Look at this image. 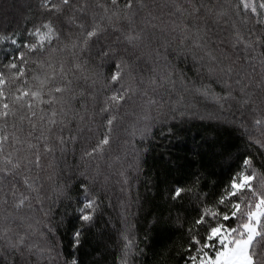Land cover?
I'll use <instances>...</instances> for the list:
<instances>
[{"label":"trees","instance_id":"obj_1","mask_svg":"<svg viewBox=\"0 0 264 264\" xmlns=\"http://www.w3.org/2000/svg\"><path fill=\"white\" fill-rule=\"evenodd\" d=\"M72 2L77 6L86 3L85 15L93 11L100 13L99 4H110V0ZM233 2L142 0L145 7H136L133 19L134 26L142 30L144 40L139 48L129 50L126 59L135 85L164 102L162 115L158 116L153 109L152 115L158 118L153 122L151 134L142 140L141 125L136 123L133 129L136 117L130 113L139 111L143 98L139 94L132 96L120 110L122 119L114 122L110 144L105 146L102 155L96 154L92 158L84 156L83 152L106 131L104 120L108 113L99 110L104 106L105 96L111 94V89L104 84L115 67L111 60H99L95 49L82 53L80 58L89 61L88 66L99 78L93 84L91 80L85 81L78 71L70 77L75 91L82 93L73 102L74 108L83 113L86 107L88 111L83 123L74 120L62 133L77 139L74 143L69 142L62 154L55 153L53 179L45 182V191L51 199H45L44 210L50 208V215L43 216L35 202L33 209L16 210L11 207V200L8 206L0 205V228L4 227L7 214L14 218L9 222L13 233L26 235L29 243L39 248L51 246L55 250L51 258L47 252L39 254L37 249L25 250L22 255L14 256L15 264H64L65 260L73 258L78 264H119L123 248L121 233L125 231L126 223L134 241L129 264H184L190 242L187 229L193 225L203 197L193 194L183 201H173L172 190L177 185L192 186L193 179L199 177V191L207 193V202L213 203L233 174L243 168L244 158L251 156L256 168H264V148L254 143L264 133V128L254 123L256 119L264 120L258 62L252 61L256 69L251 85L255 105L241 107L231 99L219 104L195 91V88L207 85L213 92L224 94L223 74L208 71L209 66L218 67L217 61L226 65L241 57L234 63V68L243 67L252 72L243 59L246 54L231 46V22L217 20L205 7H201L198 14L192 11V4L212 8ZM43 5L44 0H0V37L11 38L0 39V71L7 73L4 65L19 51L25 52L30 69L36 67L31 63L36 57L31 56L23 45L34 42L35 37L29 35L30 32L46 20L54 19ZM121 24L127 26V21H121ZM184 26L190 37L197 28L206 33L203 49L195 47L192 39L184 38L181 31ZM249 28L256 35L262 32V26L252 20L244 30ZM60 31V39L53 41V48L63 47L69 39L66 27L61 26ZM13 39L18 44H13ZM208 52L217 60H211ZM169 72L175 87L165 84L152 92L149 81L160 82L161 76ZM235 78L233 75V80ZM182 111L186 112L183 116L180 115ZM172 116L175 119H171ZM12 122L9 117V126ZM17 125L20 126L19 120ZM169 128H172L171 133ZM23 129L28 131L26 121ZM145 148L147 151H142ZM15 183L23 190L20 177ZM56 185H63L65 189L59 199L53 194ZM81 185H88L90 194L99 197V206L94 224L83 227L80 245L76 247L73 232L81 227L77 213L78 203L84 199ZM49 226L54 229L51 233ZM205 230L204 226L200 227L201 237ZM4 247L0 238V249ZM11 259L13 257L0 255V264H9Z\"/></svg>","mask_w":264,"mask_h":264},{"label":"snow or ice","instance_id":"obj_2","mask_svg":"<svg viewBox=\"0 0 264 264\" xmlns=\"http://www.w3.org/2000/svg\"><path fill=\"white\" fill-rule=\"evenodd\" d=\"M43 6L54 19L46 20L30 32L29 35L35 37L34 42L23 45L31 56L36 57L31 60L36 67L30 69L25 52L19 51L4 65L7 73L0 71V191L3 192L0 205L8 206L11 200V207L16 210L33 209L35 202L43 216L47 217L51 209L44 210V201L51 197L45 191V182L53 179L55 153L59 151L62 154L67 144L77 139L71 134L65 137L62 133L65 128H70L74 120L83 123L88 111L86 107L83 113L74 108L73 102L82 93L75 91L70 77L78 71L85 81L91 80L93 84L99 78L88 66L89 61L80 58L83 52L95 49L99 60H111L115 67L104 84L111 89V94L105 96L104 106L99 110L100 113H108L104 120L106 131L93 146L84 150V156L92 158L96 154H103L105 146L110 144L114 122L122 119L120 110L132 96L139 94L143 98L142 104L138 106L139 111L130 113L136 117L133 129L136 123L141 125L139 134L142 140L151 134L153 122L158 118L152 115L153 109L158 116L162 115L164 102L135 85L131 66L126 59L129 50L139 48L144 40L142 30L134 26L133 19L136 7H145L142 0H123V3L121 0H110V4L98 5L102 10L100 13L93 11L90 15L84 14L88 8L86 3L77 6L72 0H44ZM201 7L207 8L217 20L231 22V46L246 54L243 59L252 72L243 67L239 70L234 68V63L239 62L241 57L226 65L217 61L218 67L209 66L208 71L223 74L224 94L213 92L207 85H201L195 91L219 104L231 99L241 107L255 105V93L251 91V85L255 79L252 73L256 70L252 61H256L261 71L258 84L262 92L260 104L264 105V0H234L231 4H218L212 8L192 4V11L198 14ZM249 20L262 26L261 34H254L250 28L244 30ZM121 21H127V26L122 25ZM61 26L68 29L69 39L63 47L53 48V41L60 39ZM186 29L187 26L181 29L184 38L192 39L195 47L203 49L205 45L202 41L206 33L197 28L190 37ZM12 43L18 44V41L13 39ZM207 55L211 60H217L211 52ZM125 69L128 71L125 72ZM149 83L152 92L165 84L175 87L171 72L161 76L160 82L152 79ZM185 114L183 111L180 113L181 116ZM9 117L13 121L10 126L7 123ZM171 119H175V116ZM17 120L20 122L19 127ZM25 121L28 124L27 132L23 129ZM254 123L264 128V120L256 119ZM168 132L171 133L172 128ZM254 143L264 148V133ZM17 177L22 180L23 190L15 183ZM198 185L199 177H195L192 186L177 185L170 193L173 201H183L193 194L198 198L203 197L200 199L198 215L187 229L190 242L186 247L184 264H264V168H256L251 156L244 158L243 168L233 174L213 203L207 202V193H201ZM81 187L84 199L77 206L81 227L73 232L76 247L80 245L83 227L94 224L99 206V197L90 194L88 185ZM64 193L63 185L53 188L57 199ZM4 220L0 238L5 247L0 249V255L13 257L9 264H15L14 256L22 255L25 250L31 252L37 249L39 254L47 252L51 258L55 250L53 247L39 248L29 243L26 235L12 232L9 222L14 218L6 214ZM128 226L126 223L125 231L121 233L123 248L119 264H129L128 258L133 251L134 241L128 233ZM201 226L206 229L203 237L199 234ZM48 231L51 233L54 229L49 226ZM64 264H78V260H65Z\"/></svg>","mask_w":264,"mask_h":264},{"label":"rangeland","instance_id":"obj_3","mask_svg":"<svg viewBox=\"0 0 264 264\" xmlns=\"http://www.w3.org/2000/svg\"><path fill=\"white\" fill-rule=\"evenodd\" d=\"M22 5V4H21Z\"/></svg>","mask_w":264,"mask_h":264}]
</instances>
